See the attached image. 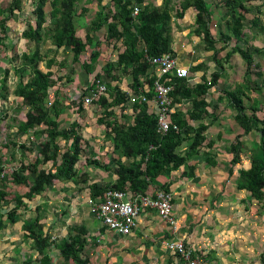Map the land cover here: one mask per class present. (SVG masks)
<instances>
[{
	"label": "trees",
	"instance_id": "obj_1",
	"mask_svg": "<svg viewBox=\"0 0 264 264\" xmlns=\"http://www.w3.org/2000/svg\"><path fill=\"white\" fill-rule=\"evenodd\" d=\"M27 1L32 3L33 20L28 17L23 19L25 26L21 35L35 42L38 47L31 51L25 50L21 54L13 50L12 60H19V66L14 69L19 80L10 92L8 86L10 68H7L0 80V98L8 99L12 93L23 98L28 110L20 130L28 134L32 129L35 139L31 138L30 143L35 141L39 147L36 151L25 143L19 145L26 159L33 152L37 154L29 163L26 162L27 160H22L15 168L12 174L14 180L20 183L23 189L27 188L20 191L17 197L14 196L16 204L6 212L1 207V201L9 195H6L5 191H0V229L7 222H15L22 207L27 209L24 198L34 200L43 196L54 180L82 183L88 197L97 200L102 199L106 191L111 189H131L137 193L143 191L150 182L167 170L185 164L187 159L199 154L203 146L213 145L212 142L206 143L205 133L208 125L201 123L193 126L189 120H202L209 115L205 96L218 80L220 72L213 73L210 80L204 77V82L196 85L191 84L188 78L184 77L163 76L159 79L160 81L170 79L167 83L173 85L171 93L173 106L183 99L191 100L187 112L174 110L175 112L171 114L172 121L179 127L177 130L171 128L167 133L161 134L158 131L156 114L151 110L150 103L142 99L144 96L148 100L154 97V84L158 80L154 71L150 70L153 66L147 56L175 54L172 17L182 18L184 11L189 7L197 10L194 34L202 38L206 50H213V56L219 67L223 68V65L217 56L232 40L236 42L227 51L226 59H230L234 53H239L245 61L244 80L233 90H226V93L237 110L236 119L245 134L255 131L259 135V140L252 148L251 168L241 170L238 181L244 184L257 199H264V111L256 100L250 105L245 102L246 99H251L249 93L257 90L252 86L254 83L252 75L255 72L260 75L262 72L255 68L254 54H261L264 50L255 46L240 45L247 37L245 33L247 13L256 11L250 20V27H256L259 32L264 33V23L259 15L262 13L264 0H221V4L227 9L224 15L226 32H222L219 39H216L209 29L212 11L207 0H182L180 9L174 7V0H162L160 5L144 4L145 0H111V5H102L96 12L86 28L85 37L78 34L79 17L87 9L83 6L79 8L81 0H11L6 7L0 8V33L4 34V37H0L1 43L8 37L7 22L12 18L16 19L19 13L24 12ZM256 2L258 3L255 4ZM47 4L51 6L49 12L45 9ZM135 6L140 7L136 15ZM172 11H176L175 14H172ZM102 29H106L108 41H122L125 45V50L118 54L116 61H107L103 66L102 72L106 74L107 89L93 102L99 107L96 123L103 130L113 157L102 161L86 156L85 164L114 172L117 178L111 183L89 181L88 172L82 168L85 165H81L80 161L82 154L87 155L86 145H89V141L85 140L81 131L87 113L84 98L90 89L101 81V74L93 79L90 87L83 91L79 99L73 101L77 119L69 126L65 127L60 122L66 106L61 103L57 93L53 97L50 94L51 88L61 80L56 76L57 70L65 65L68 56L72 55L73 63H79L86 54L87 47L95 44L96 32ZM45 40H50L55 46L52 57H49L48 52H42L39 47ZM219 41L224 42L220 49L217 48ZM141 45L144 48H140ZM65 47H69V50H65ZM60 49H63L65 57L58 60L57 53ZM99 55V50H94L88 56L89 61H84L83 65L88 72L94 70ZM200 67L202 66L195 65L192 70ZM126 74L132 76L130 83L132 93L139 95L133 100L132 114L124 112L132 96L123 90L119 83ZM145 82L148 84L146 89ZM116 107H120L121 111L117 112ZM258 111H263L262 116L257 114ZM62 141L69 142V145L62 147ZM186 141H189L186 151L183 154L178 153L177 150ZM33 146L35 147V144ZM243 147L244 143L239 138L232 145L233 164L241 161ZM207 163L213 161L207 160ZM29 171L33 174V178H30ZM42 209V206H37L35 218H26L23 224V229L28 232L26 235L34 240L39 252L37 261L41 264H55L50 255L55 247L60 250V255L64 258L60 264H66V259L72 260L74 264H91L83 253L87 238L82 235L88 233L86 227L74 225L67 239L61 242L53 240L42 222L44 218Z\"/></svg>",
	"mask_w": 264,
	"mask_h": 264
},
{
	"label": "crops",
	"instance_id": "obj_2",
	"mask_svg": "<svg viewBox=\"0 0 264 264\" xmlns=\"http://www.w3.org/2000/svg\"><path fill=\"white\" fill-rule=\"evenodd\" d=\"M220 1L207 0L214 6L210 7L212 16L209 21V29L216 39H219L217 31L220 30L222 33L225 31L223 28L226 29L225 22H220V17H218L222 14L225 15V11H227L224 5L225 9L219 7L222 5ZM111 2V0H83L82 6L87 9L79 17L78 34L79 30L84 31L83 37H85L86 28L96 12L102 5L109 6ZM181 2L182 0H174V7L180 9ZM94 3H98V8L94 7L93 17L87 21L85 14L91 10ZM148 3L160 5L162 0H145L144 4ZM216 4L219 6L217 7ZM179 5L180 7H177ZM0 8L4 7L0 4ZM19 14L21 15V13ZM172 14H175V11H172ZM224 15H222V21ZM19 17L12 18L7 22L8 37L3 43L0 42V80L3 78L5 70L11 67L8 78L10 92L19 80L14 73V69L19 66V60H12L14 48L9 28H11L10 21L16 22ZM196 19L197 10L194 7L187 8L182 18L172 17L174 56L180 65L189 69L188 80L193 85L204 82V77L210 80L213 73L220 72L218 80L205 96L209 115L202 120H189L193 126L201 123L208 125L205 133L206 143L212 142L213 145L211 147L203 146L199 154L187 159L186 163L179 168L167 170L164 174L159 175L143 191L137 193L132 191L131 193L132 197L136 199L141 194H153L158 190L170 192L173 196L174 215L178 222L177 229L173 230L155 208L147 206L141 208L133 230L129 234H121L110 229L91 212L88 203L89 197L85 193V189L82 190L84 193H78L82 189L80 188L82 183L54 180L43 196L34 200L24 198L27 209L22 207L16 216V221L7 222L0 229V264H41L37 261L39 252L34 240L28 237L26 235L28 232L23 229L24 220L26 218L34 219L37 215V206H42L46 212V214L43 213L42 222L53 240L61 242L63 239H67L71 235V228L74 225L86 227L88 233L82 235L87 238L83 253L89 258L91 264H179V257L170 252L164 244L165 239L168 238L182 240L191 251L192 256L206 264H264V199H257L244 184L238 181L241 170H248L252 166V148L258 142L259 135L255 131L245 134L243 127L236 119L237 110L226 93V90H233L244 80L246 64L239 53H234L230 59H226V53L230 48L222 50L218 54L217 58L223 65V68L219 67L213 56V50H206L202 38L194 34ZM254 28L256 27L249 29L255 31ZM105 31L106 29H102L96 32L95 44L87 47V52L79 63L72 61L70 64L71 71L67 77L69 80L67 82L70 83L69 88L60 86L58 82L55 85L57 90L67 89V93L74 94L76 96L74 100H77L78 96L90 87L91 82L99 73L101 74L100 80L103 82L106 80V77L104 78L106 74L102 72L103 66L107 61H116L118 54L125 50V45L122 41H108ZM1 34L4 37L3 33H0V37ZM246 36V39L240 43L242 47L250 45L264 50L263 42L257 39L251 41L247 34ZM22 39L25 38L22 37ZM235 42L236 40L228 42V47H233ZM9 44L10 46H8ZM140 48H144V46L141 45ZM65 50H69V47H65ZM94 50H99L100 55L94 70L88 72L83 64L84 61H89L88 56ZM63 58L64 56L61 58L58 55L59 60ZM254 59L256 70L262 72L259 71L260 75H257L256 72L252 75L254 80L252 86L257 90L251 91L249 93L251 99H246L245 102L250 105L256 100L264 111V52L254 54ZM195 65L202 67L192 70ZM150 70L154 71L158 80L163 77L160 76L157 68ZM242 74H244L243 78H241ZM80 78L82 81H86L85 86L78 85ZM125 82V75H123L119 82L122 89L125 87ZM130 83L127 84V90L124 89L131 94L130 103H133V100L139 95L132 93ZM144 88H148L147 82H145ZM57 90L54 92L55 94H59ZM73 101L70 103L72 106L66 105L60 120L65 127L77 119ZM149 103L151 110L155 113V104ZM190 106L191 100L183 99L181 102H176L173 108L176 111L187 112ZM26 108L23 98L15 96L13 93L8 99L0 98V176L4 174L3 177H0V191H5L6 195H9L1 201L4 212L15 206L14 196L17 197L20 191L27 188L23 189V186L16 182L12 176L19 162L30 159L29 157L26 159V155L23 154L19 145L22 143L35 144V141L30 143L31 138L35 139L32 129L28 134L20 130V126L26 120ZM85 108L87 113L81 131L85 140L97 144L92 151L86 150V156L102 161L111 159L113 154L109 143L105 140L103 130L98 124H95L97 125V129H95L94 120L90 121L88 115L89 107L85 105ZM131 110L133 111L132 105L124 112L132 114ZM68 111H71L69 112L71 117L66 114ZM119 111H121L120 107L117 112ZM263 111H258L257 114L262 116ZM238 138L244 143V147L241 161L233 164L232 145ZM188 145L189 141L184 142L177 152L183 154ZM1 147H4V150ZM207 160H211L213 163L208 164ZM85 162L86 160L84 164ZM90 166L82 167L88 172L89 181L94 180L102 183L99 181L100 178H97L98 175L94 176L90 173ZM95 169L96 173L97 170L101 173L100 177L104 183L114 182L117 178L112 171L100 167ZM29 174L30 178H33L30 171ZM50 255L55 264L64 261L60 250L55 247L51 250ZM57 255H59L60 261H57ZM65 262L66 264L67 262L73 263L70 259H66Z\"/></svg>",
	"mask_w": 264,
	"mask_h": 264
},
{
	"label": "built area",
	"instance_id": "obj_3",
	"mask_svg": "<svg viewBox=\"0 0 264 264\" xmlns=\"http://www.w3.org/2000/svg\"><path fill=\"white\" fill-rule=\"evenodd\" d=\"M140 8L135 7L134 13H138ZM149 62L159 69L161 75L168 76L175 74L178 77H187L189 69L179 64L177 58L171 53H164L157 56H147ZM169 78L164 81L155 82V96L148 100L145 96L144 101L155 104V114L158 117V131L161 134L167 133L171 128L178 129V125L172 121V90L173 85L168 84ZM107 87L104 82H98L88 95L84 98V105H90L94 100L102 96ZM153 148V146H151ZM1 174L0 177H3ZM132 190L111 189L106 191L102 199H88L90 210L110 229L116 230L121 234H129L136 226V220L142 207H153L158 214L176 230L178 227L177 219L174 215L173 196L166 190H158L153 194H141L136 199L131 195ZM164 244L170 252L179 257V264H206L204 261L194 258L191 251L186 247L182 240L165 239Z\"/></svg>",
	"mask_w": 264,
	"mask_h": 264
},
{
	"label": "rangeland",
	"instance_id": "obj_4",
	"mask_svg": "<svg viewBox=\"0 0 264 264\" xmlns=\"http://www.w3.org/2000/svg\"><path fill=\"white\" fill-rule=\"evenodd\" d=\"M11 0H2L1 2H0V4H1V6L2 7H6L7 5H8V2H10ZM82 3H83V0H81V2H80V4H79V8H81L82 7ZM258 2H256L255 4H257ZM26 8L24 9V12L20 15V17H19V19H18V21H16V22H14V20H11L10 21V23H11V28H9V33H10V39H12V47L14 48V52H16V53H18V54H21L23 51H25V50H29V51H31V49H34L36 46L38 47V45H36V43L35 42H33V41H29V40H26V39H22V37H21V32H22V30H23V28H24V26L25 25H23V22H24V20L23 19H25L26 17H28V19H31V20H33L32 19V13H31V9H32V3L30 2V1H27V3H26ZM210 5V7H214L213 5H212V3H210L209 4ZM217 5V7L219 6L218 4H216ZM94 7H97L98 8V3L96 4V3H94L92 6H91V10L90 11H88L86 14H85V18H87V21H90L91 20V18L93 17V11H94ZM177 7H180V5L179 6H177ZM216 7V8H217ZM219 7H221L222 9H225V7L223 6V4L222 5H220ZM87 8V7H86ZM89 8V7H88ZM45 9H46V11L47 12H49L50 10H51V6H50V4H47L46 5V7H45ZM179 9V8H178ZM176 12V11H175ZM226 12V11H225ZM261 12L262 13H260L259 15H260V17H261V19H262V22L264 23V3L262 4V9H261ZM17 13H18V11H17ZM254 13H256V11H254V12H251V13H247L246 14V16H247V19H246V21H245V23H246V28H245V30H246V34L248 35V39H250L251 38V41H254L255 39H257V40H260L261 42H263L264 43V33H262V32H259L256 28H254V30L255 31H250V29L249 28H251L250 27V20L252 19V17H253V15H255ZM24 14V15H23ZM222 15H224V14H222ZM222 15H219L218 17H220L219 18V20H220V22H225L224 20L222 21V19H223V16ZM12 29V30H11ZM223 30H225L226 31V29L225 28H223ZM224 31V32H225ZM82 32H83V34H82ZM218 32V38H220L221 37V33H220V30L219 31H217ZM222 32V31H221ZM84 31H81V30H79V34H82V35H80V36H84ZM2 35V34H1ZM1 37H3V35L1 36ZM8 42V41H7ZM11 44V43H10ZM10 44L8 45V46H10ZM218 46V48L220 49L221 47H222V45H223V42H221V41H219L218 42V44H217ZM40 47V49L42 50V52H48L49 53V57H52L53 55H54V48H55V46L54 45H52V43H51V41L50 40H45L44 42H42L41 43V45L39 46ZM231 47H227V48H225V49H230ZM225 49H223V50H225ZM49 50V51H48ZM10 52H11V54H12V51L10 50ZM61 58L64 56L65 57V53H63V50H59L58 51V53H57ZM59 60V59H58ZM67 64V65H66ZM70 64H72V55H69L68 56V59H67V62L65 63V65H63V67L62 68H59L58 70H57V74H56V76H59V78H61V80L59 81V85L60 86H64V87H67V88H69V85H70V83L69 82H67V77L69 76L68 74H70V71H71V65ZM42 66H43V63H42ZM11 68V67H10ZM44 68V67H43ZM55 69H57V67H54ZM45 69V68H44ZM243 75L244 74H242L241 75V78H243ZM106 76H104V78H105ZM106 79V78H105ZM125 79H126V82H125V89L126 88H128L127 87V84H129L130 82H131V80H132V78H131V76L130 75H125ZM105 82V81H104ZM122 83V82H121ZM85 84H86V81H82L81 80V78L78 80V85L79 86H85ZM123 88V89H124ZM124 89V90H125ZM57 90V86H54L53 88H51V97H53L54 96V92ZM127 90V89H126ZM57 92H59V94H58V96H59V98H61V103L63 104V105H68V106H72L70 103H72V101L75 99V95L74 94H71V93H67V89H58L57 90ZM82 94V93H81ZM132 105V102L130 103L129 102V104L127 105L128 107L129 106H131ZM87 107H89L88 109H89V116H90V121H91V119H93L94 121V126H95V129H97V125H95V124H97L96 122H95V118H96V115L98 114V112H99V110H98V107L96 108V106H94V104L92 103V104H90V106L88 105ZM27 110H28V108H26L25 109V112L27 113ZM116 110L118 111L119 110V107H116ZM132 111V110H131ZM69 112H71V111H68L66 114H68L70 117H71V114L69 113ZM73 113H75L74 111H72ZM133 112V111H132ZM75 116H77L76 114H75ZM68 117V116H67ZM88 120H89V118H88ZM97 121V120H96ZM89 125H91V123H89ZM6 130V129H5ZM87 132H90V131H87ZM96 136V135H95ZM14 139L13 140H15V137H13ZM12 142V141H11ZM10 142V144H12ZM67 144L69 145V142H67V141H62L61 142V146L62 147H64V146H67ZM95 145H97L95 142H93V143H90L89 142V146L88 145H86V150H88V151H92L95 147ZM30 146H32L33 148H34V150H36V148L38 149V145H37V143H35V147L33 146V144L32 145H30ZM4 148V147H3ZM2 147H1V149L2 150H4ZM11 148H13V146H11ZM37 151V150H36ZM35 153V154H34ZM27 154H30V153H27ZM37 153L36 152H33V153H31V157H29L30 159H28L26 162H28V161H31V160H33L32 158H33V156L34 155H36ZM30 156V155H29ZM85 159H86V154H84V155H81V159H80V161H81V165H85L86 166V164H84V161H85ZM78 166V165H77ZM90 169H89V171H90V173L93 175L94 174V176H97L98 175V177L97 178H100V180L99 181H101L102 183H104V181L101 179V177H100V175H101V173L100 172H98V170H97V173H96V169L95 168H97V167H94V166H90L89 167ZM100 173V174H99ZM81 187H82V189L81 190H79L78 191V193H84V191L82 192V190L84 189V187L81 185ZM85 193H86V190H85ZM87 194V193H86ZM47 197V196H46ZM42 213H45L46 214V212H44V210L42 209ZM56 258H57V261H60L61 259H60V257H59V255H57L56 256ZM67 264H74V263H69V262H67Z\"/></svg>",
	"mask_w": 264,
	"mask_h": 264
},
{
	"label": "bare ground",
	"instance_id": "obj_5",
	"mask_svg": "<svg viewBox=\"0 0 264 264\" xmlns=\"http://www.w3.org/2000/svg\"><path fill=\"white\" fill-rule=\"evenodd\" d=\"M135 7H136V6H135ZM135 7H134V9H135ZM138 7H139V6H138ZM139 8H140V7H139ZM139 11H140V10H139ZM138 13H139V12H138ZM138 13H134V14L136 15V14H138ZM172 55H173V54H172ZM151 65H152V64H151ZM152 66H153V68H157V67L154 66V65H152ZM157 70H158V72H159V69H158V68H157ZM159 74H160V72H159ZM160 76H166V75H161V74H160ZM168 76L171 77V76H176V75H175V74H169ZM177 77H178V76H177ZM188 77H189V75H188L187 77H184V78H188ZM180 78H181V77H180ZM156 81H157V80H156ZM156 81H155V82H156ZM99 82H103V81H99ZM97 83H98V82H97ZM154 87H155V84H154ZM92 89H93V88H92ZM90 90H91V89H90ZM88 93H89V92H88ZM81 95H82V94H80V95L78 96V98H80ZM154 96H155V95H154ZM153 98H154V97H153ZM153 98H152V99H153ZM152 99H151V100H152ZM93 102H94V101H93ZM93 102H92V103H93ZM148 102H149V101H148ZM92 103H91V104H92ZM172 107H173V102H172ZM157 119H158V117H157ZM178 129H179V128H178ZM175 130H177V129H175ZM168 131H169V130H168ZM168 131H167V132H168Z\"/></svg>",
	"mask_w": 264,
	"mask_h": 264
}]
</instances>
